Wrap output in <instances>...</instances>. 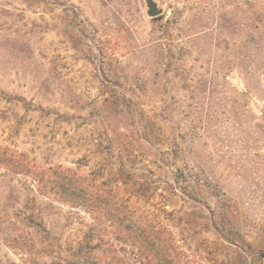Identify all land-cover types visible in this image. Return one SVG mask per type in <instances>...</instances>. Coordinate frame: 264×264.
<instances>
[{
	"label": "rangeland",
	"instance_id": "1",
	"mask_svg": "<svg viewBox=\"0 0 264 264\" xmlns=\"http://www.w3.org/2000/svg\"><path fill=\"white\" fill-rule=\"evenodd\" d=\"M154 2L0 0V264H140L146 210L199 264H264V0Z\"/></svg>",
	"mask_w": 264,
	"mask_h": 264
},
{
	"label": "trees",
	"instance_id": "2",
	"mask_svg": "<svg viewBox=\"0 0 264 264\" xmlns=\"http://www.w3.org/2000/svg\"><path fill=\"white\" fill-rule=\"evenodd\" d=\"M66 170L67 172L69 171V169ZM127 177H131V174H128ZM72 182L75 181L69 180L68 183L53 181V186L55 187H65L67 190L70 189L69 194L71 196H69V198L61 196L63 198H61V200H64L71 205H79L83 203L90 211L93 212L99 210V202L101 203L102 198H100L98 193L91 191L90 184L87 183L82 185L84 189L88 188V194L86 197H80L79 195L74 194V188L76 187L72 186ZM113 182L115 187L118 188L119 184L117 183V180ZM137 182L138 181H136V179L130 180V189L128 190L129 195L123 199V201L127 202L132 208H135V201L131 200L130 195H136L140 188L145 195L150 193V187L148 184L143 185V183ZM54 192L57 193V191ZM127 227L130 228L133 235L123 239L122 243L131 247L132 250L136 252L135 261H138L140 264H199L187 255V253L181 249L176 241L170 239V237L166 235L168 234V230H166L164 221L162 219L154 218L149 210L145 211L143 220L139 223V225H136L134 222ZM110 246L115 247L116 245L113 246V244L110 243ZM113 258L114 259L112 260L116 262L106 264H120L117 262L119 260L117 256Z\"/></svg>",
	"mask_w": 264,
	"mask_h": 264
},
{
	"label": "water",
	"instance_id": "3",
	"mask_svg": "<svg viewBox=\"0 0 264 264\" xmlns=\"http://www.w3.org/2000/svg\"><path fill=\"white\" fill-rule=\"evenodd\" d=\"M147 6V14L151 17L157 16L161 13V10L157 7L154 0H145Z\"/></svg>",
	"mask_w": 264,
	"mask_h": 264
}]
</instances>
